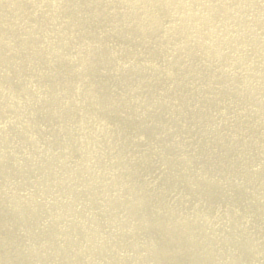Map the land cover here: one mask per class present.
I'll use <instances>...</instances> for the list:
<instances>
[{
    "label": "bare ground",
    "instance_id": "6f19581e",
    "mask_svg": "<svg viewBox=\"0 0 264 264\" xmlns=\"http://www.w3.org/2000/svg\"><path fill=\"white\" fill-rule=\"evenodd\" d=\"M0 264H264V0H0Z\"/></svg>",
    "mask_w": 264,
    "mask_h": 264
}]
</instances>
